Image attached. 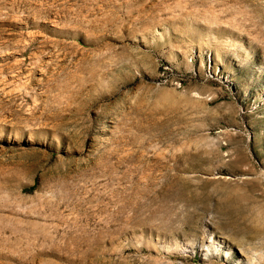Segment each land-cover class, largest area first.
Wrapping results in <instances>:
<instances>
[{
	"label": "rangeland",
	"instance_id": "374dc122",
	"mask_svg": "<svg viewBox=\"0 0 264 264\" xmlns=\"http://www.w3.org/2000/svg\"><path fill=\"white\" fill-rule=\"evenodd\" d=\"M0 264H264V0H0Z\"/></svg>",
	"mask_w": 264,
	"mask_h": 264
},
{
	"label": "bare ground",
	"instance_id": "6f19581e",
	"mask_svg": "<svg viewBox=\"0 0 264 264\" xmlns=\"http://www.w3.org/2000/svg\"><path fill=\"white\" fill-rule=\"evenodd\" d=\"M26 86V85H25Z\"/></svg>",
	"mask_w": 264,
	"mask_h": 264
}]
</instances>
